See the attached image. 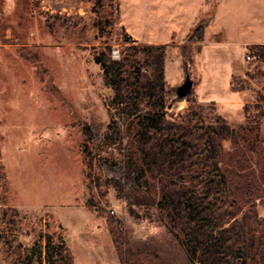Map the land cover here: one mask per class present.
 Instances as JSON below:
<instances>
[{"label":"rangeland","instance_id":"374dc122","mask_svg":"<svg viewBox=\"0 0 264 264\" xmlns=\"http://www.w3.org/2000/svg\"><path fill=\"white\" fill-rule=\"evenodd\" d=\"M132 2L0 0V264H193L160 218H138L110 184L108 167L127 150L141 164L142 127L137 113L115 104L95 53L106 45L112 59L129 58V71L145 68V54L136 62L129 46L150 44L145 19L157 3ZM134 4L145 17L137 26L145 38L126 43L123 14ZM171 39L165 75L174 90L166 96V110L189 128L195 162L184 175L200 190L196 152L205 143V126L218 114L234 127L260 118L264 54L249 59L251 46L209 44L199 56L201 73L183 71L177 59L186 41L173 34ZM188 72L197 102L176 98L175 88ZM232 81L239 91L232 90ZM108 131L112 136L106 139ZM151 132L159 141L167 135ZM238 137L237 143L224 140V150H237L246 161L244 173L255 179L253 198L264 218V118L258 138L256 131ZM234 162L229 155L225 168L246 191ZM153 194L158 197V190Z\"/></svg>","mask_w":264,"mask_h":264},{"label":"trees","instance_id":"16d2710c","mask_svg":"<svg viewBox=\"0 0 264 264\" xmlns=\"http://www.w3.org/2000/svg\"><path fill=\"white\" fill-rule=\"evenodd\" d=\"M208 25L206 16L200 18L186 36V43L180 47V60L187 71L192 67L201 73L199 56L204 50ZM124 42L138 40L126 34ZM129 47L135 50L136 62H140L137 58L140 52L145 54L144 69L137 66L129 71V58L112 59L108 52L110 47L106 45L95 53V61L114 90L115 104L129 113H137L142 127L141 164L135 163L127 150L121 159L108 167L116 197L126 202L130 212L138 218L150 221L154 217L160 218L193 264H264V218L259 215L253 198L255 179L244 173L246 161L239 151L228 154L223 145L227 139L237 143L241 133L246 136L256 131L258 138L264 108H261L260 118L253 119L252 125L249 122L234 127L218 114L213 123L203 127L205 143L197 145L199 150L196 152L202 168L197 177H200L199 184H203V189L198 190L188 184L184 175L195 162L189 151L193 147L189 128L176 116L168 115L166 110V96L174 90L165 75L168 44H143L142 50L138 46ZM251 47L249 50L253 55L255 52L264 54V44ZM231 85L233 91L240 90L233 81ZM185 98L190 102L199 100L192 91ZM144 101L145 108L141 106ZM245 111L247 115V106ZM113 121L109 130H113L114 118ZM151 131L167 135L159 141L153 138ZM110 136L108 131L105 138ZM128 140L129 146L132 137ZM251 151L258 152L254 144ZM229 155L235 161L233 172L246 182V191L241 180L229 177V170L225 168ZM154 190H158V197L153 194ZM230 197L234 198L228 203Z\"/></svg>","mask_w":264,"mask_h":264},{"label":"crops","instance_id":"0c3cea01","mask_svg":"<svg viewBox=\"0 0 264 264\" xmlns=\"http://www.w3.org/2000/svg\"><path fill=\"white\" fill-rule=\"evenodd\" d=\"M140 3L133 0V3ZM155 0L156 11L150 12L146 37L140 31V21L145 18L134 4L124 13L125 30L135 40L147 39L150 44H166L174 39L182 43L195 23L208 13L209 25L204 48L209 44L225 47L247 48L264 44V0ZM129 4V2H128ZM130 9H133L132 12ZM152 22V23H150ZM139 30V31H138ZM148 35V36H147ZM185 71L184 66L180 59Z\"/></svg>","mask_w":264,"mask_h":264},{"label":"water","instance_id":"95a60500","mask_svg":"<svg viewBox=\"0 0 264 264\" xmlns=\"http://www.w3.org/2000/svg\"><path fill=\"white\" fill-rule=\"evenodd\" d=\"M184 83V85H183V87L186 89V90H183V93H180L179 91H180V86L182 85ZM180 86H178L177 88H175L176 90H175V92L177 93V97L176 98H180V99H182V98H184L188 93H190L191 91H192V85H193V83H192V79L190 78V75L189 74H187V76H186V79H185V81L183 82ZM189 88H190V90H189ZM189 90V91H188ZM184 94V95H183Z\"/></svg>","mask_w":264,"mask_h":264},{"label":"built area","instance_id":"2783aa9c","mask_svg":"<svg viewBox=\"0 0 264 264\" xmlns=\"http://www.w3.org/2000/svg\"><path fill=\"white\" fill-rule=\"evenodd\" d=\"M246 57L249 58V59L253 57L252 56V52L249 49L247 50Z\"/></svg>","mask_w":264,"mask_h":264}]
</instances>
